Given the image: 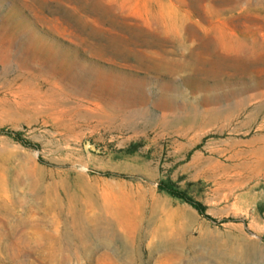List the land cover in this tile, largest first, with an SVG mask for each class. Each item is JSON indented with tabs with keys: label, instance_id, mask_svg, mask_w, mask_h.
I'll use <instances>...</instances> for the list:
<instances>
[{
	"label": "rangeland",
	"instance_id": "rangeland-1",
	"mask_svg": "<svg viewBox=\"0 0 264 264\" xmlns=\"http://www.w3.org/2000/svg\"><path fill=\"white\" fill-rule=\"evenodd\" d=\"M234 263L264 264V0H0V264Z\"/></svg>",
	"mask_w": 264,
	"mask_h": 264
},
{
	"label": "trees",
	"instance_id": "trees-1",
	"mask_svg": "<svg viewBox=\"0 0 264 264\" xmlns=\"http://www.w3.org/2000/svg\"><path fill=\"white\" fill-rule=\"evenodd\" d=\"M159 189L165 191L166 193H168L169 195H171V196H173L175 198H178V199H180V200L188 203L197 212H199L200 214H203V208H204L203 205H201L199 202L192 201L191 199H189L188 197H186V195L183 192L171 188L166 183L160 184L159 185Z\"/></svg>",
	"mask_w": 264,
	"mask_h": 264
},
{
	"label": "bare ground",
	"instance_id": "bare-ground-1",
	"mask_svg": "<svg viewBox=\"0 0 264 264\" xmlns=\"http://www.w3.org/2000/svg\"><path fill=\"white\" fill-rule=\"evenodd\" d=\"M247 255H249V254L247 253ZM249 256H250V255H249ZM246 258L249 259L247 256H246ZM234 264H235V263H234Z\"/></svg>",
	"mask_w": 264,
	"mask_h": 264
}]
</instances>
